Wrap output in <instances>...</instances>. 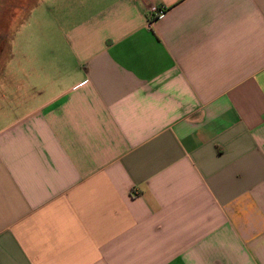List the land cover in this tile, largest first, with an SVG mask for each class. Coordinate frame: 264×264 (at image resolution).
I'll use <instances>...</instances> for the list:
<instances>
[{"label":"crops","instance_id":"obj_1","mask_svg":"<svg viewBox=\"0 0 264 264\" xmlns=\"http://www.w3.org/2000/svg\"><path fill=\"white\" fill-rule=\"evenodd\" d=\"M3 9L0 264H264V0Z\"/></svg>","mask_w":264,"mask_h":264},{"label":"flooded vegetation","instance_id":"obj_2","mask_svg":"<svg viewBox=\"0 0 264 264\" xmlns=\"http://www.w3.org/2000/svg\"><path fill=\"white\" fill-rule=\"evenodd\" d=\"M34 0H0V45L2 44L1 34L3 30L2 25V15L4 13L3 6L8 5L9 6V12L12 8H15L19 5H24L25 11L28 10V7Z\"/></svg>","mask_w":264,"mask_h":264},{"label":"built area","instance_id":"obj_3","mask_svg":"<svg viewBox=\"0 0 264 264\" xmlns=\"http://www.w3.org/2000/svg\"><path fill=\"white\" fill-rule=\"evenodd\" d=\"M165 12L164 8H156V7H151L149 10V21L152 22L154 20H156L159 16H162Z\"/></svg>","mask_w":264,"mask_h":264}]
</instances>
